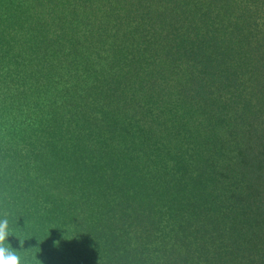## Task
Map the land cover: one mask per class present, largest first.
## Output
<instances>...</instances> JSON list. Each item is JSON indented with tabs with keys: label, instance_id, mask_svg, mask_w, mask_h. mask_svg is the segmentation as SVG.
<instances>
[{
	"label": "trees",
	"instance_id": "1",
	"mask_svg": "<svg viewBox=\"0 0 264 264\" xmlns=\"http://www.w3.org/2000/svg\"><path fill=\"white\" fill-rule=\"evenodd\" d=\"M0 213L39 264H264V0H0Z\"/></svg>",
	"mask_w": 264,
	"mask_h": 264
},
{
	"label": "clouds",
	"instance_id": "2",
	"mask_svg": "<svg viewBox=\"0 0 264 264\" xmlns=\"http://www.w3.org/2000/svg\"><path fill=\"white\" fill-rule=\"evenodd\" d=\"M10 237L17 238L18 246L12 245ZM29 239L21 236L11 226L9 214L0 213V264H39L37 252H32L31 261L29 260L31 247H25V242Z\"/></svg>",
	"mask_w": 264,
	"mask_h": 264
}]
</instances>
